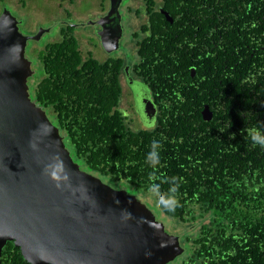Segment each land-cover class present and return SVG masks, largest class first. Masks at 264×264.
Wrapping results in <instances>:
<instances>
[{
  "label": "trees",
  "instance_id": "obj_1",
  "mask_svg": "<svg viewBox=\"0 0 264 264\" xmlns=\"http://www.w3.org/2000/svg\"><path fill=\"white\" fill-rule=\"evenodd\" d=\"M131 1L141 2L133 10L147 15L134 33L133 68L155 94V126L133 124L121 108L130 61L84 50L71 24L31 51L40 62L29 79L32 99L60 128L83 170L157 202L153 178H168L161 182L165 193L169 181L178 184L176 206L158 204L194 232L169 264H264V147L247 135L264 122V0ZM206 105L210 120L203 117ZM153 136L161 138L156 162L146 157ZM1 264L31 263L9 241Z\"/></svg>",
  "mask_w": 264,
  "mask_h": 264
},
{
  "label": "water",
  "instance_id": "obj_2",
  "mask_svg": "<svg viewBox=\"0 0 264 264\" xmlns=\"http://www.w3.org/2000/svg\"><path fill=\"white\" fill-rule=\"evenodd\" d=\"M110 1L97 21L108 53L119 49L124 32L123 0ZM44 33L24 34L11 10L0 13V264L9 241L31 264H169L186 250L180 235L169 233L136 194L83 170L60 128L32 99L29 79L36 71L26 49ZM145 108L150 125L156 109ZM203 117H213L209 105Z\"/></svg>",
  "mask_w": 264,
  "mask_h": 264
},
{
  "label": "rangeland",
  "instance_id": "obj_3",
  "mask_svg": "<svg viewBox=\"0 0 264 264\" xmlns=\"http://www.w3.org/2000/svg\"><path fill=\"white\" fill-rule=\"evenodd\" d=\"M7 2H3L0 0V13L3 12L5 8H8L12 11V13L20 20V30L24 34H36L38 31H40L42 28L45 29V33L39 40H29L27 49H26V56L32 61V64L34 65L35 70L39 73V67L40 62L38 63L37 58L32 56V52L35 48L45 45L50 40H55L57 36L59 35V31L61 26H63V21H66L67 19H72L75 22L73 24H78L81 21L76 20L77 19H84L88 16L86 14L89 11L96 12V9L93 8L91 10L92 2L91 0H76V3H69V2H62L61 0H6ZM26 1V4L23 2ZM95 5H97L98 0H92ZM129 5L132 8H136L140 5V2L131 1ZM72 14L73 18H68L67 11ZM85 12V13H84ZM75 18V19H74ZM130 18L129 16L127 19ZM145 18H136L133 17L131 20V25L137 30L140 25L145 22ZM89 22V21H88ZM130 25H127L126 22L124 23V38L122 40L123 47L120 48L119 53L120 55H123L125 57H128L130 54V49L128 48V44L132 45V41L135 39L134 29ZM47 29H50V31H47ZM36 32V33H35ZM87 32H90L93 34L96 32L94 27L91 25H86L80 27L77 31L78 35L80 36L83 49L86 50L88 48H92L93 50L96 48L93 44L89 43V40L83 36V34H86ZM98 41V40H96ZM36 42V43H35ZM35 43V44H34ZM38 44V46H37ZM33 46V47H32ZM32 47V48H31ZM132 47L135 48V45L133 44ZM95 55L99 59H105L107 54H101L103 51L106 52V50L99 48L98 50H95ZM117 51V52H118ZM37 62V63H36ZM30 89H33V84H30ZM127 90V89H126ZM124 105H127V103L123 102ZM108 181L107 183H111L113 186L119 188L123 186H127V183L121 182L118 184L116 181H111V179L105 180ZM115 184V185H114ZM125 188V187H124ZM130 193L133 192V188H130ZM148 194L146 192L140 191L138 192L139 199L144 201H148L151 208L156 212V215L158 216L159 220L163 221L166 224L167 231L171 234H177L181 237V242L184 244V237L187 233L190 232V234L193 231L190 227L192 224L188 223H182L179 220L167 215L164 213L158 202L154 199L153 195L149 193L150 197L152 199H148L146 197ZM145 202V201H144ZM196 228V227H195Z\"/></svg>",
  "mask_w": 264,
  "mask_h": 264
},
{
  "label": "flooded vegetation",
  "instance_id": "obj_4",
  "mask_svg": "<svg viewBox=\"0 0 264 264\" xmlns=\"http://www.w3.org/2000/svg\"><path fill=\"white\" fill-rule=\"evenodd\" d=\"M99 2H97V5L94 4V2L91 0V2L93 3L91 6V10L93 8L96 9V12L93 11H89L86 14H88L87 17H85L84 19L80 20V23L78 24H73L75 21L72 19H67L66 21H63V25H72L73 27L76 28V34L78 35L77 31L80 27L84 26V28L86 27V25H91L92 27H94V29L96 30V32H94L93 34H91L90 32H87L86 34H83V36H85L88 40L89 43L93 44L96 48L94 49V52H96L95 50L101 48L104 50V47L102 46L101 40H100V35H99V31L102 29V27L97 23V21L101 18L104 17L105 15L108 14V12L110 11L111 8V1L110 0H98ZM66 2V1H65ZM68 2V1H67ZM131 2V0H123L121 6H120V12H121V21H122V26L124 29V23L126 22L127 25H130L131 27H133L131 25V20L133 17H138V18H145L147 20V15L142 13H139L135 10H133V8H131V6L129 5V3ZM139 2V1H136ZM76 3V2H75ZM142 3L140 2V5ZM139 5V6H140ZM163 8L162 6L160 7ZM164 9V8H163ZM85 13V12H84ZM115 16V15H113ZM112 16V17H113ZM130 17L127 19V17ZM112 17L108 18V20H110V24H112L114 22L113 19H111ZM68 18H73L72 15L68 16ZM75 19V18H74ZM144 20V21H146ZM92 22L91 24H89V22ZM141 26V25H140ZM134 29V33L136 31H139L140 27L137 28V30L133 27ZM124 34H125V30L123 32V36L120 40V47L118 50H120V48L123 47L122 44V40L124 38ZM79 36V35H78ZM134 36V34H133ZM80 37V36H79ZM135 39L131 42L132 45H135V48L132 47V45L128 44V48L130 49V54L128 57H125L123 55L118 54L119 51L116 50L114 52L111 53H105V51H103L101 54H107L106 58H110V57H118L119 55L128 59L130 62L128 64H126L125 69H124V74L122 75V83H123V87H124V95L123 98L121 99V108L125 109L129 115V118L133 121L134 123L139 124V126H143V127H153L156 125L157 123V113H158V103L156 101V97L155 94L153 92L152 87L146 83L138 74L137 71H135V69L133 68V63L136 62L138 60V45H137V37H134ZM98 40V41H96ZM118 51V52H117ZM129 67V75L126 72V67ZM195 68V67H192ZM196 70V68H195ZM196 75V73H195ZM194 75V77H195ZM129 77L131 78V80L129 81ZM133 83H136V86L141 85L142 87H144L141 91L139 88H136V86H134ZM127 89V90H126ZM144 92H146L147 94L145 95ZM123 102L127 103V105H124ZM142 105H144L145 107L148 105L151 108H155L156 109V114H155V121L154 123L150 122V125L147 123V117H146V108L144 107L143 109H141ZM146 111V112H145ZM130 192L129 188H125ZM134 194V193H132Z\"/></svg>",
  "mask_w": 264,
  "mask_h": 264
},
{
  "label": "clouds",
  "instance_id": "obj_5",
  "mask_svg": "<svg viewBox=\"0 0 264 264\" xmlns=\"http://www.w3.org/2000/svg\"><path fill=\"white\" fill-rule=\"evenodd\" d=\"M36 33V32H35ZM247 135L251 140L252 144L264 147V122L258 124L256 127L247 130ZM161 138L158 136H153L151 140V147L146 153V157L151 162H156L161 159V150H160ZM163 174H160L152 179L149 187L154 191L158 196L159 204L165 209H173L177 201L175 199V194L178 191V184L172 180L171 187L167 192L161 191V182L167 180Z\"/></svg>",
  "mask_w": 264,
  "mask_h": 264
}]
</instances>
